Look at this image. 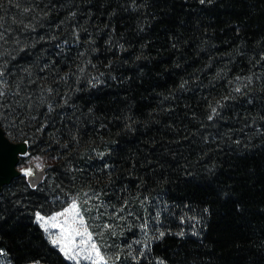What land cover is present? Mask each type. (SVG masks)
Segmentation results:
<instances>
[{
  "label": "trees",
  "instance_id": "16d2710c",
  "mask_svg": "<svg viewBox=\"0 0 264 264\" xmlns=\"http://www.w3.org/2000/svg\"><path fill=\"white\" fill-rule=\"evenodd\" d=\"M0 93L53 160L0 193L13 264H75L35 215L88 198L114 264H264V0H0Z\"/></svg>",
  "mask_w": 264,
  "mask_h": 264
},
{
  "label": "rangeland",
  "instance_id": "374dc122",
  "mask_svg": "<svg viewBox=\"0 0 264 264\" xmlns=\"http://www.w3.org/2000/svg\"><path fill=\"white\" fill-rule=\"evenodd\" d=\"M27 154V153H25ZM51 158H45L39 155H27L23 162L20 163V168L24 171L27 169H31L32 175L31 179L35 178V170L39 172L40 170L47 167L50 163H52ZM39 164V167L37 165ZM29 176V175H27ZM75 202L77 204L78 213L76 215L74 213L58 216L55 221L50 220L49 218L53 216H57L58 213L64 212L65 209L70 208L72 203ZM98 202L95 199L88 198L85 201V209L82 203L78 199H72L69 201L67 205L63 208L53 211L51 213H42L40 211L36 212L35 220L42 226L47 237L52 242L53 239H57L60 243L56 244L60 250L62 247L65 248V251H62L65 257L74 262L75 264H114V261L110 260L107 255L110 257L114 256L115 247H119V241L116 238L114 232L110 227H103L101 222H98L97 218L93 215V212H99ZM93 206H96L93 208ZM92 215L93 228L90 226L88 222V217L86 216L85 211ZM37 213L40 216L44 217L48 223L46 225H42L41 221L37 220ZM83 218V224L79 223L80 218ZM67 221V224L64 222ZM97 228L94 232L93 229ZM87 229L88 233L91 234L92 239L88 241V237L84 236H75V233L72 231L73 229L83 232L84 229ZM121 243H124V237H120ZM87 241V243H81V241ZM95 243L97 248L99 249V256L96 255L94 251L91 249V245ZM71 251H68V249ZM67 253V254H66ZM103 257V259H100ZM0 264H13L9 258V255L5 253L3 250H0ZM26 264H46L42 262H29Z\"/></svg>",
  "mask_w": 264,
  "mask_h": 264
},
{
  "label": "water",
  "instance_id": "95a60500",
  "mask_svg": "<svg viewBox=\"0 0 264 264\" xmlns=\"http://www.w3.org/2000/svg\"><path fill=\"white\" fill-rule=\"evenodd\" d=\"M28 150L27 141L12 140L6 133L5 129L0 126V193L5 185H8L12 180L22 173L20 168V156ZM45 169L37 172L35 170V178L29 180L34 186L45 175Z\"/></svg>",
  "mask_w": 264,
  "mask_h": 264
},
{
  "label": "snow or ice",
  "instance_id": "6c2138e0",
  "mask_svg": "<svg viewBox=\"0 0 264 264\" xmlns=\"http://www.w3.org/2000/svg\"><path fill=\"white\" fill-rule=\"evenodd\" d=\"M201 2H203V0H201ZM0 94H2V93H0ZM37 167H39V164L37 165ZM25 174L31 176L32 175L31 169L25 170ZM71 213H74L76 215H79L78 208H77V204L75 202L72 203V205L70 206V208L65 209L64 212L58 213L57 216H53V217H51L49 219L52 220V221H55L58 216H65V215H68V214H71ZM37 220L38 221H41L42 222V225H46L48 223V221H46L44 217L40 216L39 213H37ZM64 223L67 224V221H65ZM79 223L81 225L83 224V218L82 217L80 218ZM72 231L75 233V236H84V235H86L88 237V241H90L92 239L91 234L88 233V231H87L86 228L84 229L83 232L77 231L75 229H73ZM162 235H163V233H161V236ZM52 243L54 245H56V244L60 243V241L57 240V239H53L52 240ZM81 243H87V241H83L82 240ZM91 249H92V251H94L96 253L97 256H99V249L97 248V246H96L95 243H93L91 245ZM61 251H65V248L62 247L61 248ZM68 251H71V249L69 248ZM100 259H103V257H100Z\"/></svg>",
  "mask_w": 264,
  "mask_h": 264
}]
</instances>
